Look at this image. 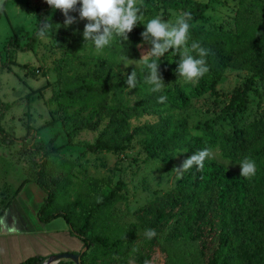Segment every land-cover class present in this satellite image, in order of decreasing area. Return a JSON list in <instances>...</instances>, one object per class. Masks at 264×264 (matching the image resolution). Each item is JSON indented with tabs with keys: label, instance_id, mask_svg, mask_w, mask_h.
<instances>
[{
	"label": "rangeland",
	"instance_id": "1",
	"mask_svg": "<svg viewBox=\"0 0 264 264\" xmlns=\"http://www.w3.org/2000/svg\"><path fill=\"white\" fill-rule=\"evenodd\" d=\"M185 1L144 0V20L128 34V40L121 42L120 38H115L101 53L95 51L91 42L83 46L65 43L51 32L44 39L38 36L27 46L38 27L41 15L38 8H44L45 0H6L5 10L0 12V124L6 132L5 135L0 132L3 140L0 142V187L10 197L26 182L23 190L26 189L28 195L37 189L46 197L36 177L42 163L38 162L39 157H47V165L41 172L42 181L55 194L49 211H60L72 204L76 213L83 217L91 208L97 207L88 234L103 236L109 246L95 243L85 257L89 264H209L216 258V251L220 252L216 264H221L229 251V245L220 243L218 236L213 241L192 237L189 230L194 225L188 222L189 212H195L192 208L184 214L177 210L178 216L165 221L162 230L154 229L156 235L152 239L145 236L152 228L140 220L139 214L180 185L186 174V171L182 174L175 171L187 159L186 152L180 151L166 158L161 153L162 139L179 132L181 123H186L188 131L195 137L204 126L233 133L238 127L259 119L264 116V81L249 69L228 68L217 86L218 97L210 91L199 94L193 89L196 81L188 83L179 79L175 71L179 54L168 52L159 61V72L165 83L162 91H174L179 87L184 96L182 104L170 105L171 100L166 104L163 115L169 119V129L135 134L130 146L123 151L93 152L88 146L105 129L109 117L101 109L81 111L77 106L67 105L65 80L58 70L60 64L78 55H104L111 56L124 74L130 67L146 71L143 63L135 61L151 47L140 35L145 30L143 24L161 12L165 22H174L182 12L190 13ZM191 1L208 4L203 17L195 20L196 25L232 30L237 26L238 10L251 3V0H245L243 4L240 0ZM79 7L78 4L70 13L75 18L73 27L83 35L87 21L79 18ZM117 41L120 48L113 50L111 45ZM9 42L22 48L11 46L13 61L7 66ZM124 45L131 47L130 54L123 51ZM125 56L134 64L125 67L122 63ZM249 82H252V89L248 106L237 108L235 115L223 110L230 95ZM148 90L151 91V86ZM126 97L132 105L137 103L138 87L128 89ZM159 119L160 114L133 113L128 119L129 131ZM209 150L208 160L222 165L231 174L240 175L239 162L242 160L226 157L219 145L211 146ZM17 156L23 157L22 161ZM116 187H120V194L98 207V203ZM56 219L64 224L61 217ZM133 223L138 224L136 234L123 240L119 247L111 245L115 239L123 238ZM176 224L181 226V232L174 229ZM243 238L235 237V242ZM66 245L69 249H63V252L80 251L73 240ZM138 255L144 258L138 261ZM235 261L241 263L239 258ZM57 264L74 263L62 259Z\"/></svg>",
	"mask_w": 264,
	"mask_h": 264
},
{
	"label": "trees",
	"instance_id": "2",
	"mask_svg": "<svg viewBox=\"0 0 264 264\" xmlns=\"http://www.w3.org/2000/svg\"><path fill=\"white\" fill-rule=\"evenodd\" d=\"M244 1L240 0V3L243 4ZM185 2L192 16L189 21V46L196 41L208 50L206 60L209 71L196 81L193 89L199 94L210 91L218 97L220 92L217 86L228 68L249 69L264 81V1L251 0L249 5H243L237 12V26L234 30L206 29L196 25L195 20L203 17L208 4L191 0ZM38 11L41 13L38 27L27 46L36 40L40 26L45 20L52 23L50 32L54 33L59 41L73 42L80 46L90 43L84 42L83 35L72 24L63 26L65 16L60 10L53 12L44 3V8H38ZM69 15L71 16V13ZM56 24L61 27L57 29ZM13 44L9 42L7 45V66L13 61ZM14 45L22 48L21 45ZM111 47L113 50H119L120 42L117 41ZM123 51L130 54L131 47L124 45ZM58 70L65 80L67 105L77 106L81 111L101 109L109 117L105 129L96 141L88 146L93 152L123 151L130 146L135 134L169 129V119L163 115L167 110V102L171 100L170 105H176L182 104L184 100L183 90L179 87L174 91H149L150 85L144 82L146 71L130 67L128 73L124 74L116 67L111 56L78 55L75 59H67L64 64H60ZM133 70L137 71L140 97L138 102L132 105L126 97L128 88L125 81ZM251 89L252 82H249L238 92L232 93L223 110L234 112L235 115L237 108H246L250 101ZM161 95L167 96L165 103H158ZM138 112L160 114V119L129 131L128 119L131 114ZM0 132L6 134L1 124ZM3 139L5 140L4 137ZM215 145H219L228 158H248L254 161L257 167L255 175L245 178L231 174L222 165L206 158L203 170H198L195 166L187 170L180 185L146 207L139 214V218L150 228L160 231L165 221L178 216L177 210L184 214L188 212L187 209L192 208L195 212L192 214L190 211L188 214V222L194 225L189 230L192 237H204L206 241H213L218 236L220 243L229 245V251L221 264H264V242H261L264 240V116L238 127L233 133L204 126L201 133L195 137L188 131L187 124L181 123L179 132L164 137L160 143L161 153L166 158L173 157L180 151L186 152L188 158L195 152ZM47 160L44 155L38 159V162L42 163L36 181L46 192L44 203L38 211L39 219L43 223H49L61 217L67 230L82 241L83 246L78 253L81 254L83 264H89L85 257L95 243L109 246L103 236L88 234L92 229V218L97 207L91 208L83 217L76 213L72 204L62 207L60 211H49L55 194L53 195L50 187L42 181L41 172L47 165ZM119 190L120 187L113 189L97 206L113 201L120 194ZM137 226V223H133L126 235L115 239L111 245L119 247L123 240H129L136 234ZM180 227L176 224L174 229L181 232ZM242 236L243 240L235 242V237L238 239ZM249 237L254 240H249ZM215 255L219 259L220 252L216 251ZM46 258L36 255L20 264H42ZM143 258L141 255L136 257L138 261ZM216 258L209 264H216ZM237 258L241 263L235 261Z\"/></svg>",
	"mask_w": 264,
	"mask_h": 264
},
{
	"label": "clouds",
	"instance_id": "3",
	"mask_svg": "<svg viewBox=\"0 0 264 264\" xmlns=\"http://www.w3.org/2000/svg\"><path fill=\"white\" fill-rule=\"evenodd\" d=\"M45 2L53 12L60 10L63 13L65 16L64 27L75 22V18L69 13L75 11L79 4V18L87 21L83 30L84 42H91L97 53H101L115 38H120L121 42L127 41L128 34L144 20V0H45ZM5 3L6 0H0V12L5 10ZM163 17L164 13L161 12L143 24L145 30L140 35L143 41L150 44L151 47L144 55H141L139 60H135L145 65L147 75L144 82L151 86L153 92H161L165 86L159 72V61L168 52H172L174 55L179 54L178 67L175 71L179 79L185 82L198 81L209 71L206 60L208 50L196 41H193L189 46L191 13L182 12L176 16L174 22L169 20L165 22ZM56 25L57 29L61 27L60 24ZM51 28L52 23L45 20L37 35L44 39L50 33ZM137 46L142 47V45ZM129 61L133 60L125 56L122 63L125 67L134 64ZM125 82L129 91L136 88L137 71L133 70L130 75H127ZM166 101L167 96L164 95L158 99V103ZM210 155L211 152L207 148L195 152L179 167H176L175 171L182 174L194 166L198 170H203L204 161ZM239 165L240 176L249 178L255 175L254 161L245 158L239 162ZM155 235L154 229H148L145 233L147 239H152Z\"/></svg>",
	"mask_w": 264,
	"mask_h": 264
},
{
	"label": "crops",
	"instance_id": "4",
	"mask_svg": "<svg viewBox=\"0 0 264 264\" xmlns=\"http://www.w3.org/2000/svg\"><path fill=\"white\" fill-rule=\"evenodd\" d=\"M0 142H3L1 138ZM22 158L17 156L21 161ZM24 184L26 182L10 197L0 187V264H20L36 255L48 257L63 252V249H69L66 245L69 240L81 249L82 241H76L78 238L67 230L65 222L62 224L55 219L43 223L39 219L38 211L45 197L37 189L28 195L26 189L23 190Z\"/></svg>",
	"mask_w": 264,
	"mask_h": 264
},
{
	"label": "water",
	"instance_id": "5",
	"mask_svg": "<svg viewBox=\"0 0 264 264\" xmlns=\"http://www.w3.org/2000/svg\"><path fill=\"white\" fill-rule=\"evenodd\" d=\"M85 249L86 248H84V250ZM62 259L72 260L75 264H83L80 253L68 251L49 255L42 264H57Z\"/></svg>",
	"mask_w": 264,
	"mask_h": 264
}]
</instances>
